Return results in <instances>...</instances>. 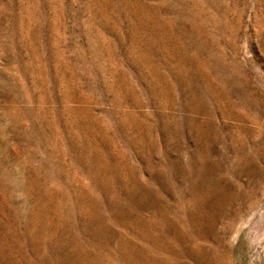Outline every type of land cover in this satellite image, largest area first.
Masks as SVG:
<instances>
[{
  "label": "rangeland",
  "instance_id": "374dc122",
  "mask_svg": "<svg viewBox=\"0 0 264 264\" xmlns=\"http://www.w3.org/2000/svg\"><path fill=\"white\" fill-rule=\"evenodd\" d=\"M0 264H264V0H0Z\"/></svg>",
  "mask_w": 264,
  "mask_h": 264
}]
</instances>
